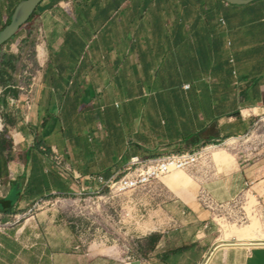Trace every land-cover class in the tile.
<instances>
[{"label":"crops","instance_id":"obj_1","mask_svg":"<svg viewBox=\"0 0 264 264\" xmlns=\"http://www.w3.org/2000/svg\"><path fill=\"white\" fill-rule=\"evenodd\" d=\"M20 1L0 0V29ZM24 29L4 48L17 52L35 31L8 126L7 179L27 200L18 209L117 177L132 157L207 147L164 178L174 231L156 230L149 257L122 264H264V144L246 143L264 117V0H43ZM9 191L0 180V199ZM104 251L92 245L73 262L106 264Z\"/></svg>","mask_w":264,"mask_h":264},{"label":"rangeland","instance_id":"obj_2","mask_svg":"<svg viewBox=\"0 0 264 264\" xmlns=\"http://www.w3.org/2000/svg\"><path fill=\"white\" fill-rule=\"evenodd\" d=\"M239 142L235 139L226 145L236 148ZM246 143L264 144V120L252 129ZM208 155H212L209 150ZM191 172L186 174L193 175ZM172 175L168 177L173 179L177 173ZM170 188L171 184L164 178L115 197L108 193L73 195L79 191L76 188L68 194L49 195L27 205L22 203L6 219L0 214V232L10 236L8 230L13 231L12 239L27 249L14 264H30L29 257H34L38 264H75L73 253H86L95 244L113 257L106 264H122L139 258L141 247L149 250L150 238L159 235L156 230L174 231L170 217L165 214L172 206ZM202 204L206 209L213 208L211 203L202 201ZM76 263L87 264L82 260Z\"/></svg>","mask_w":264,"mask_h":264},{"label":"trees","instance_id":"obj_3","mask_svg":"<svg viewBox=\"0 0 264 264\" xmlns=\"http://www.w3.org/2000/svg\"><path fill=\"white\" fill-rule=\"evenodd\" d=\"M33 15L34 13L20 30L29 25ZM26 31V37L19 43L17 52L14 53L9 50L4 51V48L12 42L15 36L0 48V116L7 127L15 123V120L12 119V113L14 112L15 99L20 91L19 83L21 81L27 82L31 79V70L28 69V66L34 67L36 62L31 59L35 53V31L33 29H26ZM11 86H14V89H11ZM10 98L14 99L13 103H10ZM11 146V138L0 136V180L4 185H9L10 187L9 193L4 198L0 199V202L4 203L3 207H0V214L4 215L2 219L14 215L20 202L22 200L27 201L21 194L20 184L7 179L8 154L11 150ZM47 151L49 152V149H47ZM9 234L10 236L0 232V258H5L8 262L12 261L19 253H27L26 250L20 252V245L11 237L13 231L10 230ZM150 240L149 250L144 251L142 247L140 249V255L143 258H148L154 250L159 240V235L151 237ZM29 262L30 264H35L34 257H29Z\"/></svg>","mask_w":264,"mask_h":264},{"label":"built area","instance_id":"obj_4","mask_svg":"<svg viewBox=\"0 0 264 264\" xmlns=\"http://www.w3.org/2000/svg\"><path fill=\"white\" fill-rule=\"evenodd\" d=\"M11 89H14V86H11ZM12 100L13 98H10V101ZM262 120H264V117ZM0 136L5 138H10L11 136L1 116ZM208 150L207 147H203L193 152L186 151L163 158L132 157L117 177L106 179L101 175L90 176L87 178V182L80 185L78 193L72 194L93 196L108 193L111 197H115L130 190L144 188L174 172L183 171L198 165L207 157Z\"/></svg>","mask_w":264,"mask_h":264},{"label":"water","instance_id":"obj_5","mask_svg":"<svg viewBox=\"0 0 264 264\" xmlns=\"http://www.w3.org/2000/svg\"><path fill=\"white\" fill-rule=\"evenodd\" d=\"M43 0H21L15 7L7 24L0 30V48L10 41L21 27L29 20L37 7ZM227 3L242 5L250 3L253 0H224ZM4 203L0 202V207ZM133 264H140V261H134Z\"/></svg>","mask_w":264,"mask_h":264},{"label":"bare ground","instance_id":"obj_6","mask_svg":"<svg viewBox=\"0 0 264 264\" xmlns=\"http://www.w3.org/2000/svg\"><path fill=\"white\" fill-rule=\"evenodd\" d=\"M233 140H234V139H229L227 142L232 143ZM179 172H180V171H178V172H174V173H172L173 175H172V174H170V175H172V177H173V176L175 175V173H179ZM170 175H169V176H170ZM167 177H168V176H167Z\"/></svg>","mask_w":264,"mask_h":264}]
</instances>
